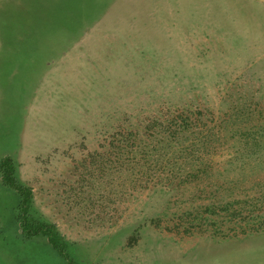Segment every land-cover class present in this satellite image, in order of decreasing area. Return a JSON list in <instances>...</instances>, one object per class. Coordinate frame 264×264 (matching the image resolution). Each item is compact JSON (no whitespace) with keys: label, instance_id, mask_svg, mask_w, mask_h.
I'll list each match as a JSON object with an SVG mask.
<instances>
[{"label":"rangeland","instance_id":"rangeland-1","mask_svg":"<svg viewBox=\"0 0 264 264\" xmlns=\"http://www.w3.org/2000/svg\"><path fill=\"white\" fill-rule=\"evenodd\" d=\"M0 53V157L77 264H264V0H0ZM186 109L195 151L110 145ZM19 201L0 264H69Z\"/></svg>","mask_w":264,"mask_h":264},{"label":"trees","instance_id":"trees-1","mask_svg":"<svg viewBox=\"0 0 264 264\" xmlns=\"http://www.w3.org/2000/svg\"><path fill=\"white\" fill-rule=\"evenodd\" d=\"M62 14L67 17L66 13L62 12ZM70 17L72 16L67 18ZM8 31L9 29L6 31V36L12 34ZM202 113L201 110L195 112L186 109L183 112H171L163 114V116H155L148 121L145 127L143 126L144 131L142 132L141 129L117 131L112 136L114 140L110 145L116 149L125 150L128 154L139 153L140 159L146 166L153 165V162L157 161V153L160 149L166 151L164 154L166 160L170 159L168 156L171 154L170 150L177 149L188 154L195 151L199 147L197 146L199 143L206 144L201 139L183 138L180 133L190 129L193 125L195 126L196 122H194L193 117L197 118L198 116L200 118ZM159 142L161 143L157 144ZM0 176L3 183L20 196L17 220L23 236L26 239H33L38 236L46 237L54 249L66 258L69 264H77L68 253L69 241L59 230L57 224L34 216V190L32 186L21 181L18 174V162L11 154L0 157ZM227 210L230 211V206Z\"/></svg>","mask_w":264,"mask_h":264}]
</instances>
